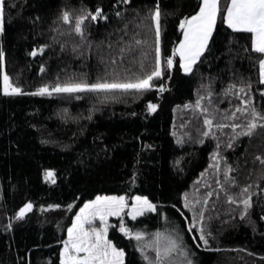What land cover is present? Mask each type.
Wrapping results in <instances>:
<instances>
[{
  "label": "trees",
  "instance_id": "16d2710c",
  "mask_svg": "<svg viewBox=\"0 0 264 264\" xmlns=\"http://www.w3.org/2000/svg\"><path fill=\"white\" fill-rule=\"evenodd\" d=\"M231 1L184 72L202 0H0V264H61L80 207L112 193L156 204L110 230L123 264H264V52ZM153 235L175 242L161 261Z\"/></svg>",
  "mask_w": 264,
  "mask_h": 264
},
{
  "label": "rangeland",
  "instance_id": "374dc122",
  "mask_svg": "<svg viewBox=\"0 0 264 264\" xmlns=\"http://www.w3.org/2000/svg\"><path fill=\"white\" fill-rule=\"evenodd\" d=\"M202 1V6L197 14L183 23V39L176 47L184 72H188L205 52L216 26L220 0ZM227 12L226 22L239 30H251L254 34V47L264 52V0H232ZM82 20L83 18L76 24L78 31H81ZM171 66L173 67L175 64L171 63ZM160 67L161 65L157 73H159ZM260 68L261 77L264 80V58L261 60ZM149 79L151 80L152 77L130 83H96V85L72 83L59 85L54 90L142 88L150 86ZM2 88L7 93L20 91V88L10 81L5 70L2 73ZM52 174L54 171H49V176ZM201 194L193 196L195 202H198L197 199ZM155 208V203L138 194L130 200L125 194L113 193L100 194L94 199H89L80 207L67 230V237L61 250V264H123L125 252L118 248L109 237L110 230L113 227H118L124 234L129 233V230L126 227L123 228L117 218L129 216L135 219L148 211H155ZM200 216L198 215V217ZM197 221V225L202 231L205 220L201 218ZM200 235H202L201 232ZM160 237L162 236L153 235L149 239V244L153 248H149L147 252L150 249L158 251V254H162L161 261L176 246L173 240ZM153 238L155 239L152 240ZM150 240L152 241L150 242ZM145 248H148L147 245Z\"/></svg>",
  "mask_w": 264,
  "mask_h": 264
},
{
  "label": "water",
  "instance_id": "95a60500",
  "mask_svg": "<svg viewBox=\"0 0 264 264\" xmlns=\"http://www.w3.org/2000/svg\"><path fill=\"white\" fill-rule=\"evenodd\" d=\"M31 208V205H29L27 208H26V210H28V209H30Z\"/></svg>",
  "mask_w": 264,
  "mask_h": 264
},
{
  "label": "bare ground",
  "instance_id": "6f19581e",
  "mask_svg": "<svg viewBox=\"0 0 264 264\" xmlns=\"http://www.w3.org/2000/svg\"><path fill=\"white\" fill-rule=\"evenodd\" d=\"M171 63H173L172 61H171ZM20 214V213H19Z\"/></svg>",
  "mask_w": 264,
  "mask_h": 264
}]
</instances>
